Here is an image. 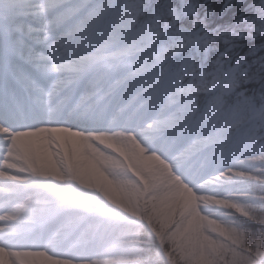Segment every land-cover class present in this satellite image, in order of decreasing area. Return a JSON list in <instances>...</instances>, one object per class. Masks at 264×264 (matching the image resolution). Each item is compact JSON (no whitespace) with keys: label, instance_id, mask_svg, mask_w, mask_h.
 <instances>
[{"label":"snow or ice","instance_id":"snow-or-ice-1","mask_svg":"<svg viewBox=\"0 0 264 264\" xmlns=\"http://www.w3.org/2000/svg\"><path fill=\"white\" fill-rule=\"evenodd\" d=\"M0 264H264V0H0Z\"/></svg>","mask_w":264,"mask_h":264}]
</instances>
